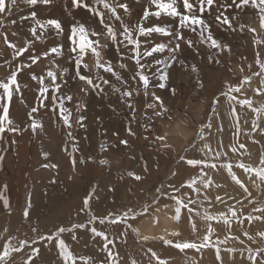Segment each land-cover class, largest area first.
I'll use <instances>...</instances> for the list:
<instances>
[{
    "label": "rangeland",
    "instance_id": "obj_1",
    "mask_svg": "<svg viewBox=\"0 0 264 264\" xmlns=\"http://www.w3.org/2000/svg\"><path fill=\"white\" fill-rule=\"evenodd\" d=\"M118 1L119 0L116 2ZM127 1L131 4L132 8H134V15L132 16L136 17L132 19L133 17L130 18L129 15L121 14L125 24H136L139 22L146 26H167L173 30L178 28V19L175 17H168L164 14L159 18L150 16L148 20H142L141 15L145 8L150 7L152 11L157 10L154 5H150V0H140L138 4L135 0ZM109 2H111V0H109ZM192 2L195 3V0H192ZM220 2L223 3V0H220ZM18 3H22L26 10L31 8L35 9L40 6V4H37L35 7L30 5L27 7L24 0H16L15 5H13L12 0H9L10 12L0 15V36H2L6 28L7 20L13 18L20 10V6H17ZM140 3L142 4L140 5ZM92 5H95V0H93ZM99 7L103 10L102 6ZM179 7L182 12L186 11L183 9L182 3L179 4ZM214 7L216 8V6ZM214 7L211 10H206L202 14V18L211 25L212 32L221 42H223L221 38L224 37V43L230 46V38H232L233 49L231 55H229L227 51L220 53L218 58H220L221 63L214 64L209 57L217 58L216 50L208 47L206 44H201L196 32H194L196 34L194 35L195 45L203 47L205 52H200V48L198 47L189 48L182 41L180 51L176 53L178 60H183L186 66L194 64L196 68L199 69V79L203 81V88L197 85V73L191 72L188 68L182 67L179 63L173 64L172 67L168 69L170 73L169 86L176 88V95L170 96L167 89H160L153 86L148 89V95L145 97L144 89L141 88V96L133 97V104L136 109L135 118H133L131 110L127 106L126 98L125 102H121L120 99L117 98L118 108L112 110V107L107 106L106 108L103 107L100 110L98 109L99 112L91 114L88 105L92 103L89 101L92 99L91 97L94 96V92L90 88L87 99H83L80 102L81 104H86V112L81 111L77 113L75 108L73 109V105L77 104V102L73 103V101H78L80 97L72 95L70 90L69 93L72 95L73 100L70 104L65 101V105L72 113L70 121L73 122L72 120L74 119L77 126H79L77 124L78 116L87 115V119L84 121L87 126L83 133L75 126L68 129L63 124V121L60 120L61 131L59 132L56 124L53 122L49 128L51 132L49 136H47V140L45 136L41 138L39 134H33L32 130L31 134L25 137L26 143H24V145L15 144L13 139H11L12 143L15 144H13V148L16 151V157H18V161H20L21 164L16 173L12 175L9 185L6 183L4 196L0 194V197L4 198L8 195L7 200L9 201V207L6 209L5 213L18 217L19 220H17V223L13 222L14 225L9 223L6 227L0 228V231L2 230L0 232V251H2L3 246L7 243L9 238H12V245L15 247L19 240H31L40 234H46L50 230H54L56 226L68 227L73 223L83 222L86 219L83 212L77 215V210L81 204L80 198L83 197L81 194H84L85 190L88 189H81L79 194L78 188L83 179H76L74 183H80V185L77 186L75 190H73L74 187L68 190V174L70 173V169H61L60 171L59 167L58 169H53L51 166L48 168L43 167L44 170L48 172L45 179L36 181L34 178L31 171V164L34 163L33 156H35L36 153L34 152L33 154L32 151L27 148V146L29 147L28 142L30 136H33L34 144L36 143L34 146L35 148H38V141L41 138V140H45L48 152L53 154L54 157L61 155V157H59L60 167L65 166L66 168H70L65 158L72 152L73 145L76 141H78V146L80 148V151L74 153L76 159L87 160L89 154L94 156L95 163L89 161L86 168L80 167L78 171L79 173L92 172L93 174L91 173L86 176H94L93 179L89 180H94L96 176L99 175V171L103 172L100 173V175L104 177L99 191L95 186L97 194L98 192L100 193L98 194L100 198L97 201L98 203H93L95 207L92 206L97 216H104L109 211L121 213L126 209H142L146 201L158 199V204H154L149 209V215L147 217H138L134 222V227L136 229H138L140 224L151 217L164 214L165 216H168L166 214L174 216V203L170 199L159 198L158 193L154 191V186L159 187L160 184L163 183L164 187L161 191L167 193L169 192V184L179 187L183 180H187L189 177L196 175L195 169L183 166L182 157L191 158L196 161L207 160L209 164L215 163L218 166L222 163H231L233 166L232 170L240 176L245 184H247L251 192V197L246 196L240 187L231 183L230 177L227 176L223 169L216 172L211 168H207L206 171L208 176L203 178L201 184L204 180L211 177L214 181L221 183L223 186L217 188L213 185L211 188L205 189L198 184L197 187L200 188L201 195L193 196L197 201V206L200 211V214L194 217L196 230L193 231L187 218L182 217L181 223L177 224L176 227L178 231L176 230L175 232L179 233V235L171 234L168 240L173 241V243L182 241L196 242L198 244L203 243L204 237L208 235L207 230L210 225L213 229V234L210 237L209 243L214 244L220 250L223 264H249L248 253L250 250L253 252L255 250H261L259 264H264V238H262L261 235L264 234V220L255 219L256 216H262L264 213L253 211L256 207H264V193L258 191L252 180H249L242 169L237 167V165L242 162L250 169H264V164H261V157L264 156V72H261L260 75H254V73L260 70L259 64L256 63L257 52L259 53V60L264 63V29L260 27L257 11L250 5L242 9L228 8L229 10L226 11L228 13L231 11L232 15H236L237 21L240 19L238 23L255 28V34L250 32L248 28H245L243 32H236L230 31L227 27H220L214 20L216 13L211 12L215 9ZM47 11L49 13L58 12L56 4L48 6ZM30 12L25 13L29 18ZM89 15L91 17V29L89 32L91 33L95 29L100 31L102 26L98 24V18L90 13ZM197 15L201 14L197 12ZM49 17L58 19V16L56 17L55 14ZM108 17L109 14L105 10V18L108 19ZM112 22L113 21L110 20V23ZM118 23V21H115L117 26ZM32 26H34V24H32ZM29 29L30 27H28V30ZM198 30L199 29H197V31ZM182 32L186 39H191V35L186 34L185 29H182ZM45 37L50 36L45 34ZM89 38L90 40L100 39L101 41L105 40L108 44L111 43L110 38L107 37V33L102 37H94L90 34ZM143 39L144 37H141V40ZM147 40L153 43H166L169 48L173 47L175 44V40H172V37H165L156 33L152 34ZM148 45H150V47L152 46L151 43ZM168 56L169 53L165 51L163 53L154 54V57L147 58V60L152 62V70L155 71L156 68L163 67L162 65H157L155 59L167 60L169 58ZM7 58L12 62L13 58ZM73 64L69 66L71 69L69 70V75H71L72 70H74ZM249 64H251V68L248 67ZM242 68L243 70H241ZM35 70H37L36 66L33 68V71ZM97 71L100 70H93L87 67L83 72L95 78V73ZM244 77H250V83H244L241 86V91L238 93H230L231 96L237 98L229 100L220 97L219 104L216 105L215 110H213L212 101L215 97L219 96L222 84L228 81L231 85L235 86L238 85ZM105 78L109 77L105 75ZM157 83L158 81L156 78H153L152 84L156 85ZM67 86L75 90L78 88L81 89V87L85 85L83 82L73 79L69 81ZM106 86L110 88V86ZM121 87L123 88V85H121ZM33 88L34 86L31 87V90ZM257 89H259L260 94L257 92ZM36 92L37 90L32 91V103L35 106L37 103L39 104V100H37L35 95ZM152 93H155V95L165 100L168 111L163 115H156V113L161 112V107L152 100ZM54 94L56 93H54L52 89L51 96ZM82 94L81 92L80 96H82ZM116 95L118 97V94ZM149 102H151V107H147ZM42 109L41 114H39L40 117L38 118L40 121H42L41 118H43L45 112L53 119L57 116L53 115L51 111V102L47 108L45 106ZM233 109H235V112H233ZM89 115H91L90 118ZM88 119H93L97 124H94V121L92 122ZM237 119L239 123H237ZM209 122L211 123L210 129L208 127ZM254 122H258L259 128L254 129L252 127ZM129 125L133 132H135V135L128 134L127 128ZM218 125L222 126V131L218 129ZM201 126H204L203 131H201ZM69 131H71V137L67 135ZM2 134L5 135V133ZM157 136L163 137V139H156ZM73 138H75V140ZM1 140L2 139H0V145ZM120 140H127L129 142L128 146L125 147L121 145L119 143ZM64 141H67V145L63 143ZM55 144H59L60 150H56L57 152L53 150ZM102 145L103 147H101ZM207 145L211 146V152L206 150ZM241 145H246V148H241ZM23 148H25V155L23 154V156L31 160L30 164H24L28 163V161L23 163V161L20 160ZM233 148L235 151H233ZM6 152L7 154L9 153L7 150ZM217 152L219 153L218 159L215 158ZM102 159H108L110 165L100 164ZM145 161L148 163V171H144L143 169ZM95 169L98 170H96L98 173H95ZM129 172L140 175L142 179L140 181H135L128 175ZM174 172L176 175H173ZM249 175H252V173H249ZM1 178L0 175V179ZM51 179H55L57 183L50 185ZM253 179H255L254 175ZM41 182H43V185ZM38 185L40 187L42 186L37 200L38 211L32 213V222L30 224L27 220L22 218V214L26 208L28 197H32ZM53 185H55V187ZM0 186H4V184L1 182ZM60 186H65V189ZM109 187L115 189V191L110 192L108 190ZM261 187H264V185ZM56 188L59 189L58 191L61 192V195L66 193L63 200L65 199V204L69 202L66 204L67 207L71 206L66 208L68 210L65 209L63 213L64 220H60L56 224L51 225L44 223L47 221L48 217L44 212L48 209L58 212L57 207H54V205L57 204L56 201H58V198L54 196L56 193L54 190ZM181 192L185 194L184 199L187 201V194H189L188 188L185 187L181 189ZM179 194L178 192L177 195ZM217 195L222 197L221 203L216 202L215 197ZM207 199H211L212 204H208L206 202ZM1 200L3 199H0V205L4 206ZM240 200H243V205L238 202ZM249 200L255 201V203H249ZM233 204H235L240 216L251 214L253 220H245L241 223H236V218L232 217L231 228L228 229L222 222L217 223L216 221H209L208 218L204 216V212L207 211L210 215H217L216 218L222 220L223 217L220 215L226 213L228 206ZM165 205H167V207H164ZM155 209H158V211ZM98 211L102 212L100 213ZM4 219L0 218V220ZM41 221L44 224L41 223ZM33 227H37L38 230L36 233L33 232ZM96 227L101 230H106L109 234H117L116 248L114 251L120 253L121 264H131L133 259L136 261V264H155L154 259H150L149 254H146L149 248L155 251L161 259L167 262V264H220V261L216 258L215 247H205L201 251L191 248L180 251L173 246L166 245L164 241L155 240L150 243L143 242L141 237H138L136 232L131 229L128 230L126 243H124L121 242V238L119 237V233L121 232L120 225H108L105 228V226L97 223ZM245 233L248 235H245ZM72 235L71 233H65L63 238L68 244L69 249L76 256L83 258L91 257V264H103L104 253L101 251V238L92 236L87 231H79L76 233L75 239L72 238ZM54 243L55 242H53V244ZM34 246L40 248V255L35 258L33 264H63L58 248L47 244V242L39 243ZM229 249L234 250V252L227 251ZM28 252H30V249L25 248L22 252L14 253V264H23V261L27 259L26 253Z\"/></svg>",
    "mask_w": 264,
    "mask_h": 264
},
{
    "label": "snow or ice",
    "instance_id": "obj_2",
    "mask_svg": "<svg viewBox=\"0 0 264 264\" xmlns=\"http://www.w3.org/2000/svg\"><path fill=\"white\" fill-rule=\"evenodd\" d=\"M28 5L35 7L37 4L49 5L52 0H24ZM138 4L140 0H135ZM13 5H15L16 0H12ZM182 3L183 9L186 10L182 12L179 4ZM71 7L66 10L69 11V15H71V9H85L91 15L96 16L98 18V24L101 25V30L99 32H89V30L84 26V24L75 22L71 26H66L62 24L59 19H48L46 23L41 22L36 17V13L33 11L29 14L30 18L34 21V25L30 27L29 32L30 36L27 38H21L24 42L17 47L15 43L8 42L9 47L14 49L13 59L23 56L27 53L25 60L18 61L17 63H9L5 61L7 64L6 69V77L0 82V111H2V115H0V134L4 133L6 130L10 132H22L27 129H22L13 124V120L10 119V108L12 106V101L14 95L21 98L22 100V88L21 82L18 77L21 73L28 75L31 81H34L39 86V107H45V102H51V111L53 115H58L59 120L63 121V124L68 128H72V123L70 122L71 118V110L65 106V101L69 104L72 102L73 97L69 92H61L62 86H65L69 83V81L76 79L79 82H83L85 85L81 87L80 91L85 95L88 94L89 88L93 92L103 93L105 91L104 86H110V90L113 93L118 94V99L121 102H127L128 108L131 110V114L133 118H135V107L133 104V97L140 95V89H144V95L147 97L148 89L155 86L160 89H167L169 91L170 96L176 95V88L169 86L170 73L168 69L172 67L173 64L179 63L182 67L188 68L191 72L197 73L196 81L197 85L203 88V81L199 79V69L193 64L191 66H186L183 60H178L176 53L180 51L181 42L183 41L189 48L194 46L192 40H188L183 35L182 29H189L190 31L196 32L201 44H206L208 47L215 49L217 58L209 57L213 61L214 64H220L221 60L219 57L220 53L227 51L229 55L232 53V49L229 45L222 43L217 37L214 36L211 25L202 18V14L206 10H211L214 6H218L219 11L216 13L214 20L220 27H227L230 31H238L243 32L245 28L252 33H256L255 28H251L248 25L238 23L237 16L228 13L226 10L228 8H236L242 9L246 8L249 5L257 11V15L259 18V24L262 29H264V0H231V3H221L220 0H195V3L192 0H150V5H154L156 11H152L151 8H145L142 12L141 19L148 20L150 16H155L156 18L161 17L162 14L167 15L168 17H175L178 19V28L173 30L167 26H146L137 22L136 24H125L124 18L121 14L118 13L117 9H122L125 14L131 13V7L127 0H119L116 2H109V0H95V5H90L86 3L85 0H70ZM102 6V9L99 7ZM9 0H0V15L6 12H10ZM105 10L109 14L108 19L105 18ZM199 12L201 15H197ZM26 16L24 19H28ZM110 20H115L119 22L120 27H115ZM10 23L15 24L16 21H10ZM51 27L55 30L56 35L62 36L65 34L66 30L68 31V35L66 39L70 41L68 44L67 59L69 62H73V72L69 75V69L64 67L61 68L59 64H56V57L63 56L65 53V48L63 44H56L45 48V50L41 53L34 45L37 41H44L45 33L47 29ZM38 29L40 30L38 33ZM197 29H199L197 31ZM107 33V37L110 38V41L114 45H120L122 48L118 47L117 51L121 53V62L114 67L111 60H107L103 57L104 49L108 47V44L102 43L100 39L90 40L89 35L91 34L94 37H102ZM159 34L165 37H172V40H175V44L173 47L169 48L168 44L160 42L153 43L147 38L151 37L152 34ZM13 36H16L17 33L13 32ZM122 37V39H121ZM141 37L146 38L144 41L141 40ZM2 38L7 42V35L3 34ZM81 41H85L87 43V47H85ZM171 41V40H170ZM151 43L152 46L148 47L147 45ZM90 50L91 57L94 58V66L97 69H102V73L97 71L95 73V78L92 76H88L84 74L81 69L82 62L84 61V56ZM167 51L169 53V58L165 59H155V63L157 65H162L163 67L156 68L153 71V64L151 61H148L147 58L154 57V54L163 53ZM257 61L259 64L260 70L254 75H260L261 72H264V63L259 60V53H256ZM49 56L52 57V63L56 65L55 69L48 67L46 72L41 71L40 73L29 71L35 65L41 63L42 60H47ZM125 58L127 60L132 61V77L130 83L127 79H125L118 69H124L125 71L129 70L128 63L124 62ZM87 66V65H85ZM251 68V64L248 65ZM243 70V68L241 69ZM105 74L109 78H105ZM67 76V79L64 77ZM60 80L57 83V80ZM114 78V79H112ZM153 78H156L158 83L156 85L152 84ZM48 80L49 83L46 85L45 80ZM250 77H244L238 85H231L230 82L225 81L222 84L219 96L215 97L212 101L213 110H215V106L219 104L220 97H224L225 99H234L237 97H233L230 95L232 92L238 93L241 91V86L244 83H250ZM123 85V88L121 87ZM50 88L53 89L54 95L51 97L48 96ZM135 89V91H133ZM259 93V89H257ZM260 94V93H259ZM152 100L155 103H158L161 107V112L156 113V115H163L168 111L165 100L152 93ZM243 106V105H241ZM77 113L84 111L86 112L85 104L77 103L74 105ZM147 107H151V102L147 105ZM58 110V112H57ZM38 107H32L30 112L27 113V117L30 121L28 127L32 130L33 134L37 131V129H42L43 124L40 120L33 117L34 113H38ZM235 112V109H233ZM238 117V114H237ZM87 119L86 115L78 116L77 124L81 128L86 129V125L84 121ZM237 123H239L237 119ZM11 126V127H8ZM203 127L201 126V131H203ZM209 129L211 128V123H208ZM252 127L254 129L259 128L258 122H254ZM218 129L222 131V126L218 125ZM129 135H135L131 126L129 125L127 128ZM69 137H71V131L67 133ZM0 139H3V136L0 135ZM75 140V138H73ZM156 139H163V137L157 136ZM119 143L128 146L129 142L127 140H120ZM103 147V145L101 146ZM241 148H246V145H241ZM206 150L211 152V146L207 145ZM80 151L78 146V141L73 145L72 153L70 159V173L68 174L69 187L75 186L74 182L76 179H83L82 175L79 173L78 169L83 166H87L89 161L95 163V158L92 154H89L88 159H76L74 153ZM233 151L235 149L233 148ZM45 159L48 158V153L44 152L42 154ZM215 158H219V153L215 154ZM3 157L0 156V160ZM183 166L186 168H192L196 170V175L189 177L187 180H183L179 187L173 184H169V192H162L161 189L164 187L163 183L160 184L159 187L154 186V191L158 193L159 198L162 199H170L174 205V216L172 217L177 224L181 223L182 217L187 218L188 222L191 224L193 231L196 230V225L194 221V217L200 214L199 207L197 206V201L193 198V196H200V188L197 187L200 184V187L205 189L211 188L213 185L219 188L223 185L221 183H217L211 177L207 180H204L201 184V181L204 177L208 176L206 171L207 168L213 169V171L218 172L220 169H223L228 177H230L231 183L240 187L244 194L248 197H251V192L248 189L247 184L243 180H241L240 176H238L233 170V166L231 163H222L221 165H217L215 163L209 164L207 160L196 161L191 158L182 157L181 158ZM100 164L110 165V161L108 159H102ZM261 164H264V156L261 157ZM43 167L48 168V164H44ZM53 169L58 168V165H51ZM237 167L241 168L244 174L247 176L249 180H252L258 191L264 193V169H250L246 167L242 162L237 165ZM144 171H148V163L145 161L143 165ZM252 173V175H249ZM128 175L132 177L135 181H140L142 177L133 172H129ZM173 175H176L174 172ZM253 175L255 179H253ZM51 184H56L57 181L55 179L50 180ZM6 187V186H5ZM188 188L189 194L187 201L184 199V193L181 192V189ZM110 192H114L115 189L109 187ZM180 193L177 195V193ZM194 194V195H192ZM3 199V205L5 209L9 207V201L6 198L0 197ZM99 199L98 194L96 192L95 186H92L85 190L83 197L81 198V204L77 210V215L83 212L86 219L83 222H76L71 224L68 227L65 226H56L54 230H50L46 234H40L39 236L34 237L31 240L24 239L19 240L17 246L12 245V238H9L7 243L3 246L2 251H0V264H14L13 254L22 252L25 248H29L30 252L26 253L27 259L23 261V264H33V261L36 257L40 255V248L37 245L39 243L47 242L49 245H53L58 248L59 255L62 257L63 264H91L92 258L87 257H78L76 256L70 249L68 244L66 243L64 237L65 233H71L72 238H76V233L79 231H87L92 236L101 238V251L104 253V262L103 264H121L120 253L118 251H114L116 248V239L117 234L107 232L106 230H101L96 227V224L99 223L105 228L108 225L118 224L121 226V232L119 233V237L121 238V242L126 243V237L128 230L136 232L138 237L141 236L140 232L134 227V222L137 218L147 217L149 215V209L154 205L158 204L157 200H149L144 203L142 209H126L121 213H115L112 211L107 212L104 216H97L93 211V203L97 202ZM217 203L222 202V197L217 195L215 197ZM208 204H212L211 199H207ZM241 205H243V200L238 201ZM249 203H255V201L249 200ZM164 207H167L165 205ZM158 211V209H155ZM254 212L264 213V207H256L253 209ZM204 216L208 218L209 221H216L217 223L222 222L228 229L231 228L232 217L236 218V223H241L242 221L248 220L252 221L253 217L251 214L247 216H240L237 212L235 204L229 205L226 213H222L220 216L223 219H217V215H210L207 211L204 212ZM115 217V218H113ZM22 218L27 220L30 224L32 222V200L31 197H28L26 208L22 214ZM256 220H264V215L256 216ZM33 232H37V227H33ZM208 235L204 237L203 243L182 241L175 242L164 239L163 236L160 237L161 240H164L166 245L173 246L180 251H184L185 249H196L197 251H201L205 247H215L216 248V258L220 261V264H223L222 257L220 255V250L214 245L210 244L209 240L211 235L213 234V229L211 226H208ZM172 235H179V233H172ZM245 235H248L245 233ZM262 238H264V234H261ZM142 239H149L148 236H143ZM53 242H55L53 244ZM229 252H234V250H227ZM261 250H252L248 253L249 264H259L261 259L260 256ZM149 254L150 259H154L155 264H167V262L160 258V256L153 251L151 248L147 249V253ZM259 258V259H258ZM131 264H136V261L133 259Z\"/></svg>",
    "mask_w": 264,
    "mask_h": 264
},
{
    "label": "bare ground",
    "instance_id": "obj_3",
    "mask_svg": "<svg viewBox=\"0 0 264 264\" xmlns=\"http://www.w3.org/2000/svg\"><path fill=\"white\" fill-rule=\"evenodd\" d=\"M117 1V0H116ZM115 0H111V2H116ZM231 3V0H223V3ZM86 3H89L90 5L93 4V0H85ZM119 2V1H118ZM116 2V3H118ZM128 2V1H127ZM165 2H167V0H165ZM26 3V2H25ZM129 3V2H128ZM27 4V3H26ZM53 4L57 6V10L58 12H51L49 13L47 11V7L48 6H53ZM142 3H140L141 5ZM130 7H131V13L130 14H125L123 12L122 9H117L119 14H125V15H129L130 18L133 17L132 19H135L136 16H132L134 15L133 13V10L134 8H132L131 4L129 3ZM17 6H20V10L17 12L16 15H14L13 18H10L9 20H7V24H6V28L3 32V34H6L7 35V42L2 38V36H0V82H2L5 77H6V69H7V64L5 63V60L9 63H17L18 61H22V60H25L26 56H27V53H25L23 56H20L18 58H16L15 60L13 59L12 62L10 61L9 58L7 57H10V58H13V52H14V49L9 47V44L8 42H12V43H15L17 45V47H19L23 42L24 40L21 39L22 37L23 38H27L30 36V32L28 30V27H32V24H34V21L30 18L28 19H24V17H26L27 15L25 13L27 12H30L31 9L32 11L31 12H35L36 13V17L37 19H39L41 22H44L46 23L48 19H53L51 17H49L50 15L52 14H55V16L57 17L58 16V19L62 22V24L66 25V26H71L73 25L75 22H79V23H82L84 24V26L90 31L91 27H90V23H91V17L89 15V12L85 9H75V8H72L71 9V15H69V11L66 10L67 8H70L71 7V4H70V0H52V2L49 4V5H43V4H40V6L38 8H31V9H25L24 5L22 3H18ZM29 5L27 4V7ZM30 8V7H29ZM52 8V7H51ZM153 9V7H152ZM218 6H216V8L211 11L213 13H217L218 11ZM25 10V11H24ZM55 10V9H54ZM229 10V9H227ZM30 12V13H31ZM238 12V11H237ZM49 13V14H48ZM229 13H231V11H229ZM246 13V12H245ZM29 14V13H28ZM237 14V13H236ZM239 14V13H238ZM234 15V14H233ZM245 16V15H244ZM242 19V18H241ZM16 21L15 24H12L10 23V21ZM112 24L119 28L120 25L118 23V26L117 24H115V20H112ZM252 21V20H251ZM238 22H240V19L238 20ZM6 23V22H5ZM251 23V22H250ZM249 23V24H250ZM256 23V22H255ZM35 26V25H34ZM255 26V25H254ZM5 27V26H4ZM215 27V26H214ZM214 30V29H213ZM39 29H38V33H39ZM95 32H99L98 29H95L93 30ZM92 31V32H93ZM186 31V34H189L191 35V39L194 43V46L195 48H200V52L202 51V53H204V49L203 47H199V46H196L195 45V41H194V35H196L193 31H190L189 29H185ZM13 32H16L17 35L16 36H13L12 33ZM46 35H49L50 37H45L44 41H37L36 44L34 45L41 53L45 50V48H48L50 46H53V45H56V44H63L64 45V48H65V53L63 56H60V57H56V64H59L61 68H68L69 70L70 69V65H72L74 63L73 62H69L68 59H67V56H68V52H67V48H68V44L70 43V41H68L66 39V36L68 35V31L66 30L65 34L62 35V36H58L56 35L55 33V30L52 29L51 27H49L45 33ZM214 34V33H213ZM216 37V35H214ZM228 36V35H227ZM237 37V36H236ZM91 38V37H90ZM89 38V39H90ZM146 38H144L142 41H144ZM228 39V38H227ZM91 40H96V39H91ZM221 40L223 41L222 43H224V37L221 38ZM230 42H231V49H233V45H232V38H230ZM102 43H107L105 40L104 41H101ZM81 43L87 47V43H85L84 41H81ZM108 44V43H107ZM226 44V43H225ZM148 47H150V45H147ZM120 47L122 48V46L120 45H114L112 43L108 44V47L104 49V52H103V57L107 60H111L112 63H113V66L116 67L120 62H121V53L117 51V48ZM194 48V49H195ZM196 54V53H195ZM124 62L128 63L129 65V70L125 71L124 69H118L121 73V75L127 79L130 83H132L131 81V77H132V61L130 60H127L125 58ZM87 65V66H85ZM37 67V70L33 71V68L34 67ZM31 70L29 71H32V72H36V73H40L41 71H44L46 72L47 68L48 67H51L53 69H55L56 65L52 63V57L49 56V58L47 60H42L40 64L38 65H35ZM81 69L82 71H84L87 67H90L92 68L93 70H97V68L94 66V58L91 57V54H90V50L88 53L85 54L84 56V61L82 62V65H81ZM102 72V69H98ZM71 72V71H70ZM73 72V70H72ZM70 74V73H69ZM107 75V74H105ZM68 77L65 76L64 79H67ZM18 79L20 80L21 82V88H22V93H23V96H22V100L23 102H21V98L17 97L16 95H14L13 97V101H12V106L10 108V119L13 120V124L19 128H22V129H27L26 131H22V132H10V131H5V135L2 134L3 136V139L1 140V145H0V156L3 157V159L1 160L0 162V175H1V179H0V183L2 182L4 184V186H0V194L1 196H4L5 194V186H6V183H8L9 185V182H10V179L12 177V175L14 173H16V171L18 170L19 168V165L21 164L20 161H18V157H16V151L15 149L13 148V144H20V145H24V143H26L25 141V137L29 136L31 134V129L30 127H28L30 121L27 117V113L30 112L31 108L34 107L35 105H33L32 101H33V98H32V91L33 90H37L36 92V98L37 100L40 99L39 97V86L37 85L36 82L34 81H31L30 80V77L28 75H25L24 73H21V75L18 77ZM114 79V78H112ZM72 81V80H71ZM60 80L58 78L57 80V83H59ZM49 83V81L46 79L45 81V84L47 85ZM74 84V83H72ZM34 86V88L31 90V87ZM104 89L105 91L103 93H98V92H94V96L91 97L92 99L89 101V102H92L91 104H89L88 102V107H89V112L92 114V113H97L99 112L100 109H102L103 107H112V110L115 109V108H118L117 107V95L116 93H113L111 92L110 88L107 87L106 85L104 86ZM68 90V91H67ZM71 90L72 92V95H76L77 97H80V99L78 101H73V103H80L83 99H87V95H85L84 93L81 95V92H80V88L78 89H70L67 85H65L64 87L62 86V91L61 92H69ZM90 90V89H89ZM135 91V89L133 90ZM0 93H2V90H0ZM142 93L141 89H140V94ZM51 94H52V88H50L49 90V93H48V96L51 97ZM143 95V94H142ZM135 96V95H134ZM141 96V95H140ZM152 96V95H151ZM138 97V96H137ZM134 100V99H133ZM36 103V102H35ZM83 103V102H82ZM45 105H46V108L48 105H50V99L49 101H46L45 102ZM75 105V104H74ZM73 105V109L75 108ZM86 105V104H85ZM39 104L37 103V105L35 107H38ZM66 106V105H65ZM39 111L38 113H34L33 114V117L38 119L40 116L39 114H41L42 112V108L38 107ZM99 109V110H98ZM58 112V110H57ZM88 112V111H87ZM85 114V113H84ZM0 115H2V111H0ZM74 116V115H73ZM87 116V115H86ZM91 115H89V118H90ZM51 116L47 114V112H45V114L43 115V118L42 121H40L42 124H43V128L42 129H37V131L35 132V134H39L41 136V138L43 136L46 137V140H47V136H49V133L51 132V130L49 129L51 127V124L54 122L57 126V128L59 129V132L61 131V124H60V120L58 119V115L53 119L52 117L50 118ZM71 120V119H70ZM89 121H94L93 119H88ZM73 122L72 123V126H75L77 129L79 128L83 133V131L85 130V128H81L80 126H77L76 125V122L75 120L73 119L72 120ZM95 122V121H94ZM84 124L86 125V123L84 122ZM94 124H97L96 122ZM63 125V124H62ZM91 125V124H90ZM87 126V125H86ZM177 126V124H176ZM8 127H11V126H8ZM63 128V126H62ZM178 128V127H177ZM64 130V129H63ZM73 130V129H72ZM76 130V129H75ZM57 131V130H56ZM96 132V131H95ZM85 133V132H84ZM135 133V132H134ZM59 134V133H58ZM79 134V133H78ZM1 135V134H0ZM51 136V135H50ZM29 138V137H28ZM40 140L38 141L39 145H38V148H35V144H34V138L33 136H30V139H29V147L27 146L28 149H30V151H32V153L34 154V152L36 153L34 157V163L31 164L32 166V174L34 175V178L36 179V181L38 180H43L45 179V176L48 175V172L46 170H44L43 168V165L44 164H48L49 166L53 165V164H56L58 165V167L60 168L59 170L61 171L64 170V169H70V168H66L65 166L64 167H60V161H59V157H61V155H58L56 157L53 156V154H51L50 152H48L47 148H46V143H45V140ZM83 138V137H82ZM14 141V143H12V140ZM37 139V138H36ZM142 140V139H141ZM49 142V141H48ZM84 142V141H82ZM96 142V141H95ZM37 143V144H38ZM65 145H67V141H64L63 142ZM14 144V145H15ZM80 144V143H79ZM85 144V143H84ZM102 144V143H101ZM141 144V143H140ZM19 145V146H20ZM89 145V144H87ZM143 145V144H142ZM18 146V147H19ZM145 146V144H144ZM17 147V146H16ZM139 147V146H138ZM137 147V148H138ZM150 147V146H149ZM85 148H86V145H85ZM148 148V146H147ZM149 149V148H148ZM6 150L9 152L7 154ZM22 150V149H21ZM54 151H58L60 150L59 149V144H55L54 145V148H53ZM68 150V149H67ZM56 151V152H57ZM25 152V148H23V151H21V161L24 162H27L28 163H24V164H30L31 160L28 159V158H25L23 156ZM44 152H47L48 153V158L45 159L44 156L42 155ZM70 152V151H69ZM134 152V151H133ZM31 153V152H30ZM68 154V153H67ZM25 155V154H24ZM72 152L70 153L69 156H67L65 158V160L67 159V163L68 165L70 166V159H71V156H72ZM149 155V154H148ZM27 157V156H26ZM41 157V158H40ZM40 158V159H39ZM113 160V159H112ZM58 161V163H57ZM17 163V164H16ZM93 165V164H92ZM88 166V165H87ZM87 166H83V167H87ZM94 167V166H93ZM100 167V166H99ZM102 167V166H101ZM95 168V167H94ZM97 168V166H96ZM58 169V168H57ZM79 170V169H78ZM97 169H95V173H98L96 172ZM98 171V170H97ZM100 173L102 171H99ZM153 172V171H152ZM92 173V172H91ZM91 173H83V172H80V174L82 175L83 177V181L81 182V185L80 183H74L75 186L73 187H69L68 186V190L72 189L75 190L77 186H79L78 188V192L80 194V191L81 189H85V188H90L91 186H96V188L99 189L101 188V185H102V182H103V177L104 176H101L100 173L98 176H96V178L94 180H89V179H93L94 176H89V177H86L88 176L89 174ZM103 173V172H102ZM58 174V173H57ZM93 174V173H92ZM65 175V174H64ZM111 176V175H110ZM159 176V175H158ZM161 176V174H160ZM161 178V177H160ZM159 178V179H160ZM158 179V180H159ZM163 179V178H162ZM49 181V180H48ZM89 181V182H88ZM133 181V180H132ZM163 181V180H162ZM161 181V182H162ZM47 182V181H46ZM124 182V181H123ZM152 182V181H151ZM90 183V184H89ZM159 183V182H158ZM39 184V183H38ZM41 184L43 185V182H41ZM60 184V183H59ZM104 184V183H103ZM153 184V183H152ZM37 185V184H36ZM48 185V184H47ZM51 185V183H50ZM69 185V184H68ZM122 185V184H121ZM55 187V185H53ZM67 186V185H66ZM42 187V186H41ZM41 187L38 185L36 186L34 192H33V195L31 197V200H32V213L33 212H37L38 211V203H37V200H38V196H39V191L42 190ZM60 187H64L63 189H65V186H60ZM104 187V186H103ZM123 187V186H122ZM106 189V188H104ZM213 189V188H212ZM7 190V189H6ZM49 190V189H48ZM59 189H55L54 191L56 192L55 193V198H58V201L56 205H54V207L58 209V212H54L52 209H48L47 211L44 212V214H46L48 217H47V221H45L44 223H47V224H51V225H54L56 224L58 221L60 220H64L65 218L63 217V213L65 211L66 208L70 207L66 204H68L69 202H67L65 204V199L63 200V197L65 196V194H60L61 192L58 191ZM215 190V189H214ZM51 192V191H50ZM49 192V193H50ZM68 192V191H67ZM73 192V191H72ZM77 192V193H78ZM84 192V191H82ZM101 192V191H100ZM64 193V192H63ZM83 194V193H82ZM81 194V196H83ZM98 194H100L98 192ZM61 195V196H60ZM70 195V194H68ZM72 195V193H71ZM77 195V194H76ZM103 195V194H102ZM80 196V197H81ZM49 197V196H48ZM99 197V196H98ZM100 198V197H99ZM71 199V198H70ZM75 199V198H74ZM73 199V200H74ZM81 199V198H80ZM105 199V198H104ZM128 199V198H127ZM79 200V198H78ZM40 201V200H39ZM76 201V200H74ZM101 202V201H100ZM98 203V202H96ZM53 204V203H52ZM73 204V203H72ZM77 204V203H76ZM103 205V204H102ZM111 205V204H109ZM75 206V205H74ZM94 206V205H93ZM76 207V206H75ZM95 207V206H94ZM169 207V206H168ZM77 208V207H76ZM171 208V206H170ZM169 209V208H167ZM2 210V209H1ZM68 210V209H66ZM6 211V210H5ZM68 212V211H67ZM76 212V211H75ZM74 212V213H75ZM100 212V211H98ZM97 212V213H98ZM102 212V211H101ZM100 212V213H101ZM158 214V213H157ZM163 214V213H162ZM33 215V214H32ZM168 216H165L164 215H157V216H154V217H151L147 220H145L142 224L139 225L138 227V231L140 230V234H141V240L143 242H147V243H150V242H153L155 240H158V241H164V240H161L160 237L163 236L164 239L168 240L170 237H171V234L172 233H175L176 232V227H177V222L172 218L173 215L171 214H166ZM70 216V215H69ZM74 216V215H72ZM75 217V216H74ZM158 217V218H157ZM0 218L4 219V220H0V228L1 227H6L7 224H13V222H16L17 223V220H19L18 217H15V216H11V214H7V213H4V214H1L0 213ZM77 218V217H75ZM74 219V218H73ZM79 219V218H78ZM39 222V221H38ZM140 222V221H139ZM41 223H43L41 221ZM43 223V224H44ZM14 225V224H13ZM3 229V228H2ZM2 231V230H1ZM0 231V232H1ZM4 231V229H3ZM178 231V230H177ZM1 234H4V233H1ZM143 236H148L149 239L147 240H144L142 239ZM226 255V254H225Z\"/></svg>",
    "mask_w": 264,
    "mask_h": 264
},
{
    "label": "crops",
    "instance_id": "obj_4",
    "mask_svg": "<svg viewBox=\"0 0 264 264\" xmlns=\"http://www.w3.org/2000/svg\"><path fill=\"white\" fill-rule=\"evenodd\" d=\"M214 8H215V7H214ZM7 196H8V195H6L4 198L7 199V198H8ZM1 202H3V200H1ZM1 209H2V210H1ZM5 210H6L5 207L2 206V205H0V213H1V214H4V213H5Z\"/></svg>",
    "mask_w": 264,
    "mask_h": 264
}]
</instances>
